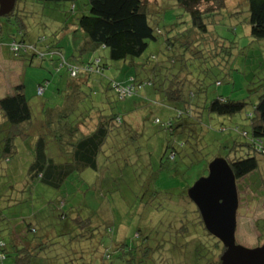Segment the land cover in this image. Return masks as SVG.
<instances>
[{"label": "trees", "instance_id": "obj_1", "mask_svg": "<svg viewBox=\"0 0 264 264\" xmlns=\"http://www.w3.org/2000/svg\"><path fill=\"white\" fill-rule=\"evenodd\" d=\"M44 1L66 2L72 9L76 8V0ZM228 1L174 0V7L187 13L189 22L184 23V17L178 15L172 24L162 27V10L154 12L155 4L152 6L148 0H86L87 13L77 18L76 29L70 30L63 22L61 29L70 34L67 54L59 45L57 35L53 41L42 33L31 41L25 39L27 30L20 19L14 21L17 31L9 43H15L18 48L14 57L24 61L28 57V65L33 59L47 61L53 70L59 64L66 70V79L56 90L61 103L52 106L41 103V113L36 117L25 97L23 81L0 98V264L8 257L13 259V264L45 261L48 264H134L139 256L144 261L151 259L155 248L114 239L113 223L106 227L95 225L94 215L85 213L88 208L66 206L68 201L64 196L68 194L44 197L45 192L37 194L36 190L44 187L60 191L72 175L77 179L86 170L103 171L109 167V156L104 150L107 142L110 141V147L115 146L112 143H118L125 134L134 143L141 132L138 124H130L122 112L115 110L108 97L102 99L101 105L93 102L91 77L104 75L109 67L106 59L122 62L131 74L123 83L109 80L104 92L112 90L119 101L149 86L162 94L163 106L175 112L164 127L168 137L162 160L177 158L188 168L202 158L203 149L208 146L204 140L209 130L205 118L208 121L212 115L229 118L241 114L247 105L223 94L210 98L211 87L221 85L228 78L239 38L248 35L252 41L264 40V0H239L230 7ZM16 4L17 0L13 11L1 17L7 23L15 16ZM225 21L229 25L223 28ZM237 25L244 26L241 36L236 32ZM227 31L230 34H225ZM151 43L157 44L158 49L144 57ZM45 81L48 82L44 80L36 87L39 96L42 93L38 94V88L43 92ZM125 89H131L127 96L122 94ZM85 101L92 104H87L89 109L77 115L79 109L85 110L82 106ZM244 119L247 129L232 127L244 141L228 138L222 145L225 155L215 157L229 164L236 182L256 171L257 156H264V94L258 97L251 112L245 113ZM213 128L217 132L228 129L222 121ZM18 141L28 143V152L22 153V160L18 158ZM177 141L179 144L175 145ZM261 187L264 205V181ZM194 213L197 226L192 228L186 223L177 232L185 230L188 235L196 230L195 235L203 240L200 232L206 230L197 209ZM256 224L259 228V222ZM206 234L211 236L207 231ZM109 235V240H104ZM135 236L140 237V233L136 232ZM193 238L191 242L196 240ZM214 240L209 247L211 257L199 253L195 255V262L202 263L207 257L206 264L221 263L224 248ZM103 241L110 243V251L102 248ZM165 261L170 259L163 257L160 262Z\"/></svg>", "mask_w": 264, "mask_h": 264}, {"label": "rangeland", "instance_id": "obj_2", "mask_svg": "<svg viewBox=\"0 0 264 264\" xmlns=\"http://www.w3.org/2000/svg\"><path fill=\"white\" fill-rule=\"evenodd\" d=\"M148 1L152 6L155 4L152 7L154 12L156 9L162 10V27L172 24L178 15L184 17V23L189 22L188 14L174 7V0ZM237 2L239 3V0H229L227 5L235 6ZM74 4L75 10L70 3L66 2L55 4L46 3L44 0H17V10L15 16L11 18L12 26H14L13 33L17 29L13 21L17 22V19H20V23L26 27L29 40L34 41L44 33L49 40L54 41V35H57L59 45L67 54L71 45L70 34L61 28L64 23H67L70 30L76 29L77 18L81 14H86L88 10L86 0H76ZM241 11L243 12L241 15H244L245 8ZM3 21L4 19L0 17V22ZM228 25V21H225L223 28ZM243 27L236 26L239 36L243 33ZM225 34L230 32L227 31ZM242 37L238 39L228 78L223 79L221 85L211 87L210 98L216 94H223L232 100L244 101L247 105L241 114L229 118L214 115L209 121L205 118L204 121L208 124L209 130H206L208 133L204 140L208 146L203 149V157L193 165L185 168V162L180 163L177 158L170 161L162 160L168 137L164 127L175 112L163 106L160 92H154L149 86H143L133 96L119 101L112 90L104 92L109 85V80L123 83L131 74L122 62H110L106 59L105 62L109 67L104 75L91 77L93 102L100 103L102 99L108 97L115 110L122 112L130 124H138L141 132L138 133L134 143L130 142L129 136L126 138L125 134H122L117 145L112 143L115 146L110 147V141L107 142L104 150H107L105 155L109 156V167L106 166L107 168L103 171L86 170L77 179H74L73 175L70 176L68 179L70 183L68 182L60 191L40 187L36 193L45 192L44 197L68 194L67 197L64 196L68 201L66 206L82 205L84 209L88 208L89 210L85 213H91L95 220L102 221L101 224L95 221V225L106 227L113 223L114 239L130 245L144 244L146 247L155 248L150 260L144 261L139 256L135 258L134 264H150L152 258L159 261L151 262V264H206L207 257L212 255L209 247L216 242L214 238L208 236L202 229L200 233L203 234V240L195 235L196 230H193L194 233L189 232L188 235L185 230L179 233L177 230L182 226L185 227L186 223L192 225V228L197 226V215L194 213L196 208L186 196L188 189L197 180L207 176L209 160L225 155L226 150L222 145H225L228 138L231 141H244L243 137L232 131V127H237L239 130L247 129L248 123L244 115L251 112L258 97L264 94V40L252 41L248 35ZM9 40L8 37L2 38V42L11 53ZM156 49H158L157 44H149L143 56H147ZM104 55L106 56L107 53ZM25 58L27 67L21 69L27 70L23 82L25 97L36 117L41 113V103L44 102L47 106L61 103L60 94L56 90L65 82L66 70L60 68L59 64L53 70L49 62H39L36 59L28 65V57ZM1 69L3 66L0 62ZM44 80L48 82L45 81L42 95L39 96L36 94V87ZM87 101L82 104L85 110L79 109L76 112L77 115L89 109H86V105L92 103ZM89 105L88 107H91ZM128 116L132 119L130 120ZM219 121L228 128L226 131L213 130L214 125ZM126 144L129 146L124 147ZM178 144L177 141L175 145ZM262 145L264 148V139ZM17 146L18 158L21 159L22 153L28 152V143L18 141ZM135 151L139 152L135 154ZM257 159V170L236 182L237 191H239V207L236 214L235 242L249 249L264 243V205L261 187L264 181V156L258 155ZM102 160L103 158H100V162ZM160 162L163 165H160ZM107 169L111 172L106 173ZM75 211L76 209L72 212L75 213ZM256 222H259V228ZM136 232L140 233V237L135 236ZM110 236L104 237V240L108 241ZM193 236L196 240L191 242L190 240L194 239ZM102 245L104 250L110 251L109 242L103 241ZM199 253L201 256H207L202 263L195 262V255ZM163 257L169 258L170 261L161 263ZM113 261H116L115 257ZM43 263L36 262V264ZM4 264H13V259L6 258Z\"/></svg>", "mask_w": 264, "mask_h": 264}, {"label": "water", "instance_id": "obj_3", "mask_svg": "<svg viewBox=\"0 0 264 264\" xmlns=\"http://www.w3.org/2000/svg\"><path fill=\"white\" fill-rule=\"evenodd\" d=\"M16 0H0V17L9 15ZM207 233L217 239L224 252L220 264H264V243L256 248L236 244V214L239 207L236 180L229 164L215 158L208 164L206 177L187 191Z\"/></svg>", "mask_w": 264, "mask_h": 264}, {"label": "crops", "instance_id": "obj_4", "mask_svg": "<svg viewBox=\"0 0 264 264\" xmlns=\"http://www.w3.org/2000/svg\"><path fill=\"white\" fill-rule=\"evenodd\" d=\"M13 28L14 26H12V23H7L5 20L3 22H0V62L3 66V69L0 70V74H1L0 75V89H1L0 96L2 97L11 93L12 88L15 85L19 84L22 81L24 82V77H25V74L27 73L26 69L21 70L22 68L27 67V64L25 63L24 59L20 58V59L15 60V58L13 57V54L7 50L5 44L2 42L3 37H8L9 39L12 38L11 36L14 34ZM26 38H28L27 35L25 36V39ZM21 60L24 61L25 64L22 63ZM43 264H48V263L44 262Z\"/></svg>", "mask_w": 264, "mask_h": 264}, {"label": "built area", "instance_id": "obj_5", "mask_svg": "<svg viewBox=\"0 0 264 264\" xmlns=\"http://www.w3.org/2000/svg\"><path fill=\"white\" fill-rule=\"evenodd\" d=\"M9 47H10V51L13 54V56H16L15 53H16V50L18 49L16 44L15 43H11ZM130 92H131V89L122 90V94L126 95V96L129 95ZM41 93H42V88H38V94H41Z\"/></svg>", "mask_w": 264, "mask_h": 264}]
</instances>
